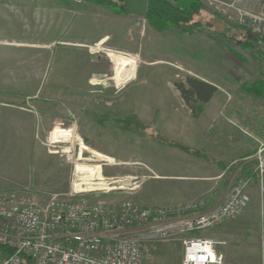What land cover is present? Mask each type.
<instances>
[{
  "label": "crops",
  "instance_id": "obj_1",
  "mask_svg": "<svg viewBox=\"0 0 264 264\" xmlns=\"http://www.w3.org/2000/svg\"><path fill=\"white\" fill-rule=\"evenodd\" d=\"M120 2L115 5L100 0H82L79 3L68 0H0V24L10 30L7 35L0 36V46L26 49V55L33 59L30 63L32 74L27 78L37 80V85L31 87L34 91L25 97L30 96L28 101L18 104L0 101V107L10 110L1 119L0 190L28 184L41 189L32 168L31 148L35 144H39L35 157L41 174L61 167L66 160L52 148L60 147L54 142L61 144L66 136L72 135L61 131L72 128H53L60 122L56 119L51 125L53 129L50 128L51 135L46 139L48 143H45L39 136L41 132H36L32 126V120L37 116L42 120L40 109L37 112L32 103L29 105L41 83L48 78L49 61L55 46H61L63 51L48 90L73 88L82 91L93 87L107 90L112 80L119 88L118 85L124 84L118 65L121 68L124 64L136 67L138 60L128 54L141 55L147 39L146 26L140 16L123 11ZM241 3L246 7H256L258 0H241ZM202 6L195 18L202 22L196 34L180 33L175 29L179 36H194L206 30L216 33L208 23L221 21L213 15L206 17L207 13L214 12L203 3ZM18 25L34 32L37 27L41 33L38 36L35 33L19 36L14 31ZM163 31L153 29L155 35ZM216 35L222 37V47L210 51L213 57L206 59V79L197 76L212 86L198 114L199 118L206 113V132H193L195 137H200L206 164H198L192 171L186 168H179L176 172L155 171L153 179L164 182L162 187H168L170 192L159 194L153 202H174L205 193L207 202L215 203L224 197L232 181L239 177L248 178V202L243 211L218 226L201 230L204 232L201 235L217 241L215 251L222 254L223 264H260L258 240L260 230H264V203L261 209L260 202L264 201V194L261 193L254 154L259 143H264V55L259 56L253 50L256 54H248L246 58L239 38L232 36L243 52L226 45L224 32ZM100 52L103 53L101 58ZM19 55L20 52L16 54ZM35 57L39 60L35 61ZM107 71L112 75H106ZM137 71L136 67L134 78ZM76 98L81 102L83 97ZM62 190L65 187L45 191Z\"/></svg>",
  "mask_w": 264,
  "mask_h": 264
},
{
  "label": "rangeland",
  "instance_id": "obj_2",
  "mask_svg": "<svg viewBox=\"0 0 264 264\" xmlns=\"http://www.w3.org/2000/svg\"><path fill=\"white\" fill-rule=\"evenodd\" d=\"M198 1L201 7H203V3L211 12H214L207 13L206 17L210 18L213 15L221 22L223 19L226 21H224L226 26L222 28L221 32L227 35L224 38L228 47L243 52L232 38L235 35L241 41L240 45L243 47L246 58H248V54L253 56L255 52L259 56L264 55V38L251 35L236 23L228 22L224 16L217 14L213 8L208 6L206 0ZM141 22L146 26L147 33L144 49L141 55L128 54L138 60L136 79L134 78L136 67H127V64H124L121 68L118 65L122 82L124 85L127 84L125 88L124 85H118L119 82L117 85L120 87H115V82L112 80L111 86L107 90L99 87L82 91L73 88L48 90L47 87L53 72L58 68L63 51L59 45L53 48L49 61L51 68L48 78L45 83H41L36 97L29 103V105L32 103V107L37 112L40 109L42 115L40 116L42 120H39L38 116L32 120V126L36 132H41L39 136L45 143H48L46 139L49 138L51 129L55 127H71L72 129L62 130L61 133H71L72 135L66 136L61 144L54 142V144H60V147L52 148L54 153L66 158L63 165L43 174L40 173L39 162L35 157L39 150V144L32 146V168L36 182L42 190L30 184L27 186H30L36 200L41 201L49 193H64L69 190L73 165L77 167L78 163L82 164L75 160L80 142L86 145L89 150L94 149L117 162L128 163L112 166L109 161L105 162L107 165L103 164L102 173L106 178L108 188L112 187V189L104 187L88 195L90 199L95 197L110 203L132 199L141 204H164L153 202L159 194L170 192L168 187H162L164 182L153 179L156 176L155 171L158 173L176 172L179 168L192 171L198 167V164H206L205 158L202 157L204 150L200 148V137L197 138L193 135V132H206V113L199 118L194 116L193 103L191 105L183 97L175 84L181 83L188 86V77L196 78L198 76L206 79V59L213 57V53L210 51L216 47H222L220 46L222 37L217 36L216 33H210L208 30L194 36H179L177 31L172 28L164 29L162 33L155 35L145 17H141ZM16 27L17 29L14 31L19 36L25 37V35L34 33L35 36H38L41 33L37 27L35 32L31 29L27 31L25 26L18 25ZM9 32L10 30L5 25L0 24V36L7 35ZM246 49H250L251 52H247ZM19 52L21 55L16 56ZM102 55L103 53L100 52L99 58ZM32 60L26 55V49L0 46L1 102L18 104L23 103L24 100L28 101L30 96L25 97L34 91L31 88L32 85H37V80L27 78L32 74L30 69ZM34 60L37 61L39 58L35 57ZM67 60L72 61L73 59L68 58ZM106 75L111 76L112 73L107 71ZM80 91L83 94H80ZM76 96L83 97L81 100L84 102H79L80 100ZM104 99L107 100V103L104 102ZM9 111V109L0 107V129L3 126L2 116ZM130 115H134L148 127L142 129V132L131 133L122 131L112 123V118H123ZM56 119H59L60 122L51 128ZM41 124L42 127H40ZM154 134L155 137H153ZM181 146L185 148H181ZM62 148L66 152H63ZM81 154L84 157H91V153L84 149ZM79 176L83 177L82 174ZM240 178L243 177L232 181L233 183L228 186L226 193ZM114 179L118 181L112 182ZM64 187L65 190L62 192L45 191ZM262 192L264 194V188L261 187ZM263 203L264 201L260 202L261 209H263ZM202 233L204 234L203 231H198L191 234L201 235ZM258 246L261 250V252L259 251V262L264 264V230H260ZM145 252L153 261L162 264H181L183 258V246L178 238L158 241L153 246H147Z\"/></svg>",
  "mask_w": 264,
  "mask_h": 264
},
{
  "label": "built area",
  "instance_id": "obj_3",
  "mask_svg": "<svg viewBox=\"0 0 264 264\" xmlns=\"http://www.w3.org/2000/svg\"><path fill=\"white\" fill-rule=\"evenodd\" d=\"M206 4L228 22L264 38V0L256 7L243 6L241 0ZM254 156L264 188V143ZM248 183V178H240L215 203H208L204 194L152 205L90 199L97 190L82 191L73 173L67 192L49 193L41 201L30 186L0 190V264H162L148 257L146 247L176 238L183 246L181 264H223L216 240L191 233L238 216L248 202Z\"/></svg>",
  "mask_w": 264,
  "mask_h": 264
},
{
  "label": "trees",
  "instance_id": "obj_4",
  "mask_svg": "<svg viewBox=\"0 0 264 264\" xmlns=\"http://www.w3.org/2000/svg\"><path fill=\"white\" fill-rule=\"evenodd\" d=\"M106 3L117 4L121 0H100ZM201 4L198 0H147V13L145 16L146 21L154 30H164L167 28H173L180 33L196 34L199 27L202 25L201 20L194 18L199 12ZM226 22V21H225ZM216 33H222L220 28H222V23L211 22ZM209 25V26H210ZM223 25L226 26V24ZM244 44V43H243ZM188 86L181 83H176L177 89L183 95V97L193 103L194 116L198 114L203 109V103L209 97L212 90V86L207 85L206 82L195 78L188 77ZM112 123L119 127L124 132H142V129H146L148 126L140 122L134 115L127 117H115L112 118ZM155 137V134L154 136ZM175 145L174 143H171ZM181 148H185L182 147ZM184 150V149H183ZM197 152V151H195ZM203 157L205 155L203 154ZM3 252L9 251L6 247H1Z\"/></svg>",
  "mask_w": 264,
  "mask_h": 264
},
{
  "label": "bare ground",
  "instance_id": "obj_5",
  "mask_svg": "<svg viewBox=\"0 0 264 264\" xmlns=\"http://www.w3.org/2000/svg\"><path fill=\"white\" fill-rule=\"evenodd\" d=\"M135 61H132V63ZM51 133L49 134V136ZM76 136V134H75ZM77 145L79 144L76 143ZM60 146V144H57ZM63 152H66L64 148ZM87 150L91 153V157H84L81 153L82 150ZM84 153V152H83ZM76 161L82 162V164H79L76 166L73 165V170L72 173L75 176V181L81 183L82 185V191H90V190H100L101 188L107 187L106 189H112L108 188V184L106 183V178L103 176L102 173V168L103 164L107 165L105 162L110 163V165H120V164H128V163H123V162H117L111 157H107L104 154L94 150V149H88L86 145L80 142V148L77 152V156L75 158ZM80 174L83 175L79 176ZM111 179V178H110ZM118 180H113L112 182H117ZM111 182V183H112ZM76 186V185H75ZM120 188V187H119ZM192 248L194 249H201L200 246H193Z\"/></svg>",
  "mask_w": 264,
  "mask_h": 264
},
{
  "label": "water",
  "instance_id": "obj_6",
  "mask_svg": "<svg viewBox=\"0 0 264 264\" xmlns=\"http://www.w3.org/2000/svg\"><path fill=\"white\" fill-rule=\"evenodd\" d=\"M120 8L129 14L145 17L147 0H121Z\"/></svg>",
  "mask_w": 264,
  "mask_h": 264
}]
</instances>
